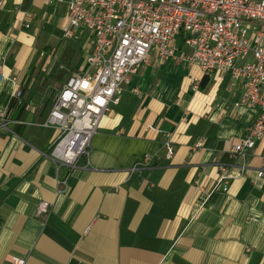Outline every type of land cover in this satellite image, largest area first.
I'll list each match as a JSON object with an SVG mask.
<instances>
[{"label":"crops","instance_id":"crops-1","mask_svg":"<svg viewBox=\"0 0 264 264\" xmlns=\"http://www.w3.org/2000/svg\"><path fill=\"white\" fill-rule=\"evenodd\" d=\"M66 11L46 0L0 10V113L16 95L24 104L0 125V264H264V139L232 154L257 112L229 73L194 89L204 76L178 57L179 39L175 59L151 53L129 77L74 170L49 158L58 131L43 123L93 42L85 29L63 36ZM146 156L152 166L130 176ZM220 167L225 193L213 190Z\"/></svg>","mask_w":264,"mask_h":264},{"label":"built area","instance_id":"built-area-1","mask_svg":"<svg viewBox=\"0 0 264 264\" xmlns=\"http://www.w3.org/2000/svg\"><path fill=\"white\" fill-rule=\"evenodd\" d=\"M7 0H0V10ZM65 5L67 24L63 36L71 38L78 29L93 36L83 74L73 73L61 88L43 123L58 131L49 158L59 167L74 170L88 155L101 118L119 103L124 84L136 70L149 62L151 53L166 62L176 58L175 42L188 50L178 56L196 65L204 77L229 73L241 82L240 104L257 112L245 135L232 148L245 156L264 139V0H46ZM26 28L28 25L25 26ZM0 75V80H1ZM199 82H195L197 89ZM234 86V84H232ZM18 97V95H16ZM0 113V125L6 126ZM167 157L173 155L169 141ZM152 166L146 156L136 162L129 175ZM246 166L239 167L242 175ZM213 190L227 192L230 177L225 168ZM258 177L264 172L257 173ZM41 203L39 213L45 212ZM12 264H25L12 258Z\"/></svg>","mask_w":264,"mask_h":264},{"label":"trees","instance_id":"trees-1","mask_svg":"<svg viewBox=\"0 0 264 264\" xmlns=\"http://www.w3.org/2000/svg\"><path fill=\"white\" fill-rule=\"evenodd\" d=\"M207 83H208V78L202 77L198 89L203 90ZM23 109H24V104L20 103L19 98L18 97L12 98L8 109L4 112L6 120L9 119L13 111H17L18 113H21Z\"/></svg>","mask_w":264,"mask_h":264},{"label":"rangeland","instance_id":"rangeland-1","mask_svg":"<svg viewBox=\"0 0 264 264\" xmlns=\"http://www.w3.org/2000/svg\"><path fill=\"white\" fill-rule=\"evenodd\" d=\"M120 100V99H119ZM115 107V106H114Z\"/></svg>","mask_w":264,"mask_h":264}]
</instances>
